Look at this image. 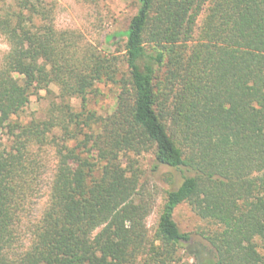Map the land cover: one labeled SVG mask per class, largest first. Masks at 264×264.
Segmentation results:
<instances>
[{
  "label": "trees",
  "instance_id": "1",
  "mask_svg": "<svg viewBox=\"0 0 264 264\" xmlns=\"http://www.w3.org/2000/svg\"><path fill=\"white\" fill-rule=\"evenodd\" d=\"M136 1L123 61L58 29L44 0L0 3V264H179L181 250L264 264V0ZM52 83L48 117L21 120ZM99 83L118 87L107 114L88 107ZM143 152L170 169L153 239L142 171L123 160ZM184 202L218 224L211 255L174 219Z\"/></svg>",
  "mask_w": 264,
  "mask_h": 264
},
{
  "label": "rangeland",
  "instance_id": "2",
  "mask_svg": "<svg viewBox=\"0 0 264 264\" xmlns=\"http://www.w3.org/2000/svg\"><path fill=\"white\" fill-rule=\"evenodd\" d=\"M14 0H0L1 4H10ZM54 10V22L60 30H74L78 32L84 42L97 47L108 55H119L124 60L125 31L129 22L137 10L136 0H44ZM203 17V15H202ZM201 17V18H202ZM113 35H115L113 37ZM113 37V38H112ZM9 49L6 38L0 35V57ZM125 63H121V69L125 70ZM99 92L92 93L88 100V107L98 113L107 114L112 111L116 102L118 87L112 83L97 84ZM59 86L52 83L49 90H39L31 96L30 103L21 113V120L28 122L32 119H46L53 103H58ZM70 103L76 110L81 109L82 100L79 97L70 98ZM62 134L59 129L54 131ZM43 159L47 166L43 170L42 181L38 187L34 205L31 208L32 216L40 214L45 199L46 182L51 174V167L55 163L54 150L51 145L43 148ZM125 162L136 160L137 166L142 171L144 197L150 202V212L146 217L148 234L153 239L158 226L160 212L163 208L165 193L170 185L167 173L170 169L165 165L155 168L156 159L152 152H143L140 155L128 153L123 157ZM176 177L180 178L177 172ZM174 219L180 229L191 233L195 241L201 245L203 256L211 252L207 247L204 235L219 229L218 224L212 223L199 216L187 203H181L174 211ZM209 255V254H208ZM181 263L194 264L195 259L181 250Z\"/></svg>",
  "mask_w": 264,
  "mask_h": 264
}]
</instances>
